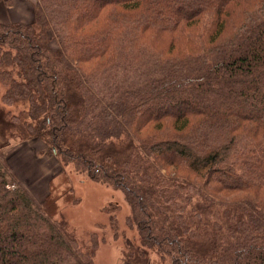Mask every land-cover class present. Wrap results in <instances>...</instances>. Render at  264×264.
Returning <instances> with one entry per match:
<instances>
[{
    "label": "trees",
    "instance_id": "trees-1",
    "mask_svg": "<svg viewBox=\"0 0 264 264\" xmlns=\"http://www.w3.org/2000/svg\"><path fill=\"white\" fill-rule=\"evenodd\" d=\"M0 98L129 205L79 236L67 172L38 203L0 145V264H97L108 229L126 264H264V0H37L0 20Z\"/></svg>",
    "mask_w": 264,
    "mask_h": 264
},
{
    "label": "rangeland",
    "instance_id": "rangeland-1",
    "mask_svg": "<svg viewBox=\"0 0 264 264\" xmlns=\"http://www.w3.org/2000/svg\"><path fill=\"white\" fill-rule=\"evenodd\" d=\"M55 43L54 41L52 45L55 46ZM27 107L28 104L24 103L23 109ZM26 136L22 129L13 130L0 120V145L10 166L12 178L36 202L41 203L48 193L49 181H56L57 175L66 171L76 193L81 196V201L69 207L64 206L62 200L60 204L64 206L63 214L76 228L79 236L85 237L90 231L101 234V227L108 223V214L103 211V207L112 202L121 205L118 218L123 222L129 212V205L121 190H113L111 186L90 179L76 170L73 164H62L43 140L28 136L25 138ZM104 237L96 253L97 264H126L121 260V238H115L111 229L106 230Z\"/></svg>",
    "mask_w": 264,
    "mask_h": 264
},
{
    "label": "crops",
    "instance_id": "crops-1",
    "mask_svg": "<svg viewBox=\"0 0 264 264\" xmlns=\"http://www.w3.org/2000/svg\"><path fill=\"white\" fill-rule=\"evenodd\" d=\"M37 0H0V20L30 22L34 17Z\"/></svg>",
    "mask_w": 264,
    "mask_h": 264
}]
</instances>
